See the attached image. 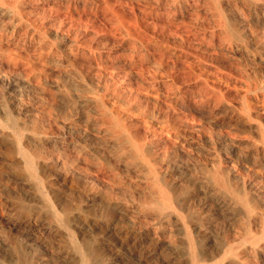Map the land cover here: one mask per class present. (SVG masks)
Segmentation results:
<instances>
[{"label": "rangeland", "instance_id": "obj_1", "mask_svg": "<svg viewBox=\"0 0 264 264\" xmlns=\"http://www.w3.org/2000/svg\"><path fill=\"white\" fill-rule=\"evenodd\" d=\"M263 229L264 0H0V264H264Z\"/></svg>", "mask_w": 264, "mask_h": 264}, {"label": "bare ground", "instance_id": "obj_2", "mask_svg": "<svg viewBox=\"0 0 264 264\" xmlns=\"http://www.w3.org/2000/svg\"><path fill=\"white\" fill-rule=\"evenodd\" d=\"M234 7V6H233ZM107 122V121H106ZM117 122V121H116ZM245 128V127H244ZM253 129V128H252ZM20 150V151H19ZM18 151L20 152V154L23 156L26 165L30 171V174L33 176V177H36L37 174H36V170H35V163H34V155L29 153L28 151L24 150V149H19ZM218 170V169H217ZM39 175V174H38ZM197 175V174H196ZM201 176V175H200ZM38 177V176H37ZM216 179L222 184V185H226V182L223 178H221L220 176H216ZM199 182V181H198ZM193 184V183H192ZM159 185V184H158ZM160 186V185H159ZM199 186V184H198ZM207 186V185H206ZM191 187V186H190ZM196 188V187H195ZM162 190V193H164L165 195H167L168 197V193L165 189H161ZM212 190V189H211ZM215 190V188H214ZM196 196V195H195ZM207 196V195H206ZM208 199V198H207ZM215 201V200H214ZM179 202V201H178ZM168 199L166 201V204H168ZM171 204V203H170ZM182 204V202L180 203ZM210 204V203H209ZM205 205V204H204ZM220 205V204H219ZM130 207V206H129ZM222 207V206H221ZM158 208H162V207H158ZM207 208V207H206ZM222 209V208H221ZM207 210V209H206ZM211 210V209H210ZM223 210V209H222ZM209 211V210H208ZM212 211V210H211ZM214 211V210H213ZM217 211V210H216ZM169 212V211H168ZM173 215V214H172ZM55 216V215H54ZM168 216V215H167ZM222 218V217H221ZM260 221V220H259ZM258 223V222H257ZM254 225V224H253ZM255 226V225H254ZM196 227V226H195ZM260 230V229H259ZM247 231V230H246ZM156 232V231H154ZM263 237H264V229H263V232H261ZM157 234V233H156ZM161 235V234H160ZM192 235V234H191ZM161 237V236H159ZM243 238V237H242ZM262 238V237H260ZM249 240L251 242L252 245H254L253 247L257 248V247H264V246H261L259 245L257 242H256V237L255 236H252V237H249ZM262 240V239H261ZM240 241V240H239ZM78 242V241H77ZM79 243V242H78ZM159 244V243H158ZM80 245V244H79ZM161 245V244H160ZM197 246V245H196ZM252 247V246H251ZM82 248V247H81ZM250 248V247H249ZM83 250V249H82ZM154 250V249H153ZM255 250V249H254ZM84 253V252H83ZM227 253V251L225 252ZM224 253V254H225ZM218 254V253H217ZM223 255V254H222ZM207 255H202V256H199V255H196V259H195V263L194 264H210L212 258H213V255H210V256H207ZM83 258V257H82ZM83 260V259H82ZM213 263V262H212ZM216 264V263H215Z\"/></svg>", "mask_w": 264, "mask_h": 264}]
</instances>
